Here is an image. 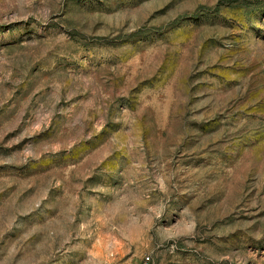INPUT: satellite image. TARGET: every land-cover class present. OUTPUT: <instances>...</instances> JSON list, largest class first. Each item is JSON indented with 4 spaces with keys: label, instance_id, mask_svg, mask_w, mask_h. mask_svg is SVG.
I'll return each instance as SVG.
<instances>
[{
    "label": "rangeland",
    "instance_id": "obj_1",
    "mask_svg": "<svg viewBox=\"0 0 264 264\" xmlns=\"http://www.w3.org/2000/svg\"><path fill=\"white\" fill-rule=\"evenodd\" d=\"M0 264H264V0H0Z\"/></svg>",
    "mask_w": 264,
    "mask_h": 264
}]
</instances>
